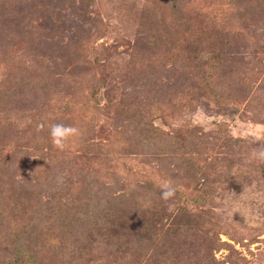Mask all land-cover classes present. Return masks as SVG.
Instances as JSON below:
<instances>
[{"label":"rangeland","instance_id":"1","mask_svg":"<svg viewBox=\"0 0 264 264\" xmlns=\"http://www.w3.org/2000/svg\"><path fill=\"white\" fill-rule=\"evenodd\" d=\"M234 1L0 0V125L15 124L1 138L36 150L13 167L16 186L0 188V209L28 214L27 227L0 215L1 236L12 231L13 219L11 234L18 235L0 242V264L15 262L6 254L11 250L29 251L24 264L139 263L165 243L167 224L148 247L141 234L120 228L126 218L117 210L128 203L126 193L159 187L169 177L184 193L177 203L191 210L186 219L196 222L194 250L183 264H264V161L256 158L264 151V0L238 11L230 9ZM200 18L204 33L189 24ZM180 19L187 22L180 26ZM156 37L174 48L203 50L192 46L186 58L166 61L170 47L156 46ZM206 60L214 63L199 72L211 79L207 89L189 68ZM210 90L219 95L212 98ZM55 123H75L85 135L58 151L48 133ZM81 170L90 171L87 182L94 174L103 180L95 186L100 193L87 185L81 203L89 194L107 199L99 215L94 202L82 205L89 217L70 225V234L62 226L79 219ZM35 177L43 178L46 201L32 211ZM50 202L57 211L50 207L42 216ZM66 235L67 247L60 240L48 247L49 236ZM92 237L97 241L78 256Z\"/></svg>","mask_w":264,"mask_h":264},{"label":"trees","instance_id":"2","mask_svg":"<svg viewBox=\"0 0 264 264\" xmlns=\"http://www.w3.org/2000/svg\"><path fill=\"white\" fill-rule=\"evenodd\" d=\"M167 1V0H166ZM262 1L263 0H259ZM255 3L258 2L257 0H235L232 4H230V9H236L237 11L240 8L245 9L246 5H248L249 3ZM166 3V2H165ZM164 3V4H165ZM162 4V5H164ZM167 5V3L165 4V6ZM204 19L200 18L196 21V23H194L193 21H191L189 24L193 25V27L197 30L201 29L202 33L205 32V30L203 28H205L204 25H207ZM185 22H187V20H183L180 19V21H178V24L180 26H183L185 24ZM198 22V23H197ZM188 26V25H187ZM182 36V35H181ZM153 42L156 43V46H158V44L160 46H162L163 44H165L166 46H169V49H166V53H165V57H166V61H169L171 59H173L175 56L183 55L185 58L187 55V52L191 49V47L193 45L190 46H185L184 44H181L179 46V48H174L175 46H170L167 43L161 42L158 40V38L156 37L155 39L151 40ZM181 41V38H180ZM175 42L178 43L177 39H175ZM184 48V50H183ZM186 49V50H185ZM193 49L195 51H202L203 49L199 47H197V45L193 46ZM204 62H190L189 64V68L190 71L192 72V74H194L195 76H200V84L202 86H205L206 89L208 86L211 85V79L209 78V76L205 79V76L199 74V72L202 71H206L208 70V68L213 67L214 63L211 61H207L204 64H207V67L202 64ZM210 95H212V98H214L213 96L219 95V94H215L214 90H210ZM15 128V124L10 121L7 120L6 122H4L2 125H0V130H1V135H0V188L2 187V189L6 190L7 188H13L16 186V179L14 177V173H12V169L15 165H22V163L24 161H21V157L25 156V155H30L33 156L36 152V150L34 151L33 149H30L29 146H27L25 143H22L20 140H18V142H12V140H10V138H1L2 135H6V136H10L12 135V131H14ZM8 129L10 132H8ZM152 128L147 130L148 133L151 134V138H156V135L154 132H152ZM152 132V133H151ZM28 149V150H27ZM33 154V155H32ZM184 155V154H183ZM182 156H180L179 159H181ZM183 158V157H182ZM55 160V157L52 158V161ZM64 170V169H63ZM62 170V171H63ZM30 171V170H29ZM31 172V171H30ZM74 170L71 171V175H73ZM90 171H85L83 172V170H81V173H84L86 176L85 177H81L79 184H85L86 188L84 189H79L75 195L76 201L78 202L77 204L81 206L78 207V211L77 213L79 214V219L71 222L70 224H62L60 226H62L66 231L69 230L70 234H73V229L72 227H75L76 225H78L80 222L87 220V218L89 217V214L87 212V208H85V212L82 211L83 207L82 205L88 204L89 202H94V204H96V215H99L102 211H104L105 209L103 208V199H104V195H100V194H89V196L86 199V203H81L83 195H84V191H87V189H89L87 187V185H91V189L93 190H97L98 193L99 190L95 188V186H102V179L100 175H93L92 178L89 179V181L87 182L86 179H88L89 175L87 174ZM94 173V171L92 172ZM68 174H64V176H67ZM96 176V179L94 178ZM34 180H36L35 182H38V187L37 188V193H36V199L38 200V205L36 207L32 206L29 207L32 209V211H34L36 208L40 207L42 205V203L44 204L43 198H44V192H43V187L45 188V185L43 182H41L40 180H42L43 178H39L37 179L36 177L33 178ZM28 183V182H27ZM159 187H151L149 186L148 188L142 189L140 191H134V192H128L126 193L125 196L122 197V199H128V203H126V205L122 206L120 204H117L118 207H121V211H118L117 208V212L120 213V216L125 217L126 221L123 222L122 224H120V228L121 229H125L127 234H141L143 236V238L145 240L148 241L150 246H154V237L155 235H157L160 231L163 230V227L167 224V231L164 232L163 234H166V238L167 240H165V243L162 245H155L154 249L156 250V252H154L152 255L147 256L146 258L144 255H141L138 259H139V263L137 264H173L172 260L175 259L174 264H178V262H180V264H183L184 260H186V257L188 256L189 252H193L194 250V236H195V224L196 222L192 219L191 217V221L189 222L186 218H188L191 215V210L190 209H183L181 206H179V204L177 203L176 199L177 197H182L184 195V193H182L181 190L177 189L176 195L174 197V199L170 200V201H163L160 198V193L161 191H159L158 189ZM86 189V190H85ZM107 193L108 190H107ZM5 192L0 190V200H3V196H4ZM7 194V192H6ZM7 199V198H6ZM107 199V196L104 200ZM8 200V199H7ZM10 201V199L8 200ZM59 204H61V201L58 202ZM48 204V203H46ZM44 206V205H43ZM49 206V207H48ZM47 207H43L41 209V215L42 216H47L48 214V208L51 207L52 210H56L57 208L54 206V204L52 202H50L48 204ZM54 208V209H53ZM9 210V211H8ZM54 210V211H55ZM111 210H115V209H111ZM55 211V212H56ZM5 213H9L10 215L15 216L16 219H18L21 222H25L26 227L28 226V221H27V216L28 214H22L19 215V209L16 211H11L9 209V206H6L4 208L0 209V215H5ZM39 213V214H40ZM35 214V213H34ZM61 215L66 214L65 211L60 212ZM190 214V215H189ZM67 216V215H66ZM106 216L109 217V215L107 214ZM1 218V217H0ZM22 218V219H21ZM182 218H184V223L182 225ZM35 219V218H34ZM15 219H13L12 221H10L9 226L10 228H13L12 231L9 229L6 236H1L2 231H0V242L3 241L4 238H11L12 240H14L18 235L17 234H11V232H13L14 230V224L13 221ZM181 220L180 223H178L177 221ZM30 221V220H29ZM109 224L112 225L115 222V218H111L109 219ZM167 221L169 222V224L167 223ZM46 222V220L43 221V223ZM101 222V220H99V223ZM128 223V224H127ZM21 224V223H20ZM64 225H66V227H64ZM72 227H71V226ZM90 225L85 226L84 228L87 229V227ZM17 228L19 226H16ZM100 228H105L106 226L103 225L102 227L99 225ZM124 227V228H122ZM60 228V227H57ZM84 230L82 229L81 232H87L88 235L93 234V232H91V229L88 230ZM15 231L17 232L18 230L15 229ZM102 233H105L103 231H101ZM101 232L99 233V235L97 236L98 238H100L102 241H105L104 237H100ZM19 234V232H18ZM144 234H146L144 236ZM37 241L39 240L40 235L37 234ZM92 241L89 243H84L85 245H82L83 250L80 251V253L78 254V256H82V252L83 251H88V246L92 247V243H94L95 241H97V238L92 237ZM149 239V240H148ZM54 240H60V242H64L63 247H67L68 243L72 240V238H69L67 235L64 236L62 239L61 238H54L52 236H49L48 238V247L51 243H53ZM145 240H140L142 242H146ZM147 243V242H146ZM122 244V243H121ZM116 246V250L118 251L120 249L121 245H118L117 243H115ZM159 246V247H158ZM51 247V246H50ZM97 249V248H96ZM129 250V251H128ZM133 250V246H130L129 249H127V251H124V255H129ZM74 253L76 254V251L73 249ZM102 251V250H99ZM197 251V250H196ZM94 251H90V253H93ZM29 251H25V252H21L19 250H11V251H7L6 254H10V256L12 258H9V260H14L15 262H13L12 264H24L27 261H31V257L29 256ZM37 255H39V252H36ZM71 254V252H70ZM106 255H110V254H106ZM72 254L67 257V261L71 262L72 260ZM175 256V258L173 259V257ZM126 256H123V258H125ZM78 259V258H76ZM12 260V261H13ZM52 259H48V264H59L58 262L55 263L54 261H51ZM64 261V259L62 260ZM144 261V263H143Z\"/></svg>","mask_w":264,"mask_h":264},{"label":"clouds","instance_id":"3","mask_svg":"<svg viewBox=\"0 0 264 264\" xmlns=\"http://www.w3.org/2000/svg\"><path fill=\"white\" fill-rule=\"evenodd\" d=\"M44 125H38V131H43ZM49 137L54 148L64 151L73 140L83 139L85 131L77 124L55 123L48 128ZM256 158L264 161V151L258 152ZM161 189L160 198L167 202L174 199L177 186L172 178H166L159 184Z\"/></svg>","mask_w":264,"mask_h":264}]
</instances>
